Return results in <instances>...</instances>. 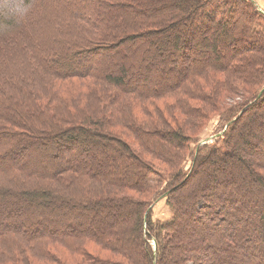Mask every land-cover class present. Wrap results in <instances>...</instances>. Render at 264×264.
I'll list each match as a JSON object with an SVG mask.
<instances>
[{"label": "trees", "instance_id": "trees-1", "mask_svg": "<svg viewBox=\"0 0 264 264\" xmlns=\"http://www.w3.org/2000/svg\"><path fill=\"white\" fill-rule=\"evenodd\" d=\"M29 1L22 0L21 5L25 6ZM89 1L92 2V0H57V2L52 1V5L54 4L56 11L61 13L68 11L69 17L74 18L75 21L88 20L90 12L86 7V2ZM176 1L173 4L174 6L184 11L185 16L194 18V21L190 22L192 23L190 32L208 30V34L203 37L199 46L203 45L202 49L207 47L211 49L208 64H210V61L216 62V64L221 62L220 69L214 67V64H207L210 72L214 71L218 74L236 70L239 76H236L238 78L235 79L246 85L250 84L251 78L257 75L261 68L263 69V65L254 66L248 59H245V61L249 64L241 69L231 66L233 59L230 60V63L223 64L222 59L225 54L221 51V46L226 49L231 46L230 51L226 54L227 57L234 55V52H241L244 58L254 52L257 54L258 51L248 50V48L234 50L232 47L235 43L232 40L233 23L230 22V19L240 13L239 9L242 3L256 16L264 19V12L259 8L256 1ZM21 5L19 4V6ZM48 5H50V2L43 9H38L36 13L50 21V24H53L51 19L54 14H52V10H48ZM112 5L107 4L110 8H112ZM135 13L149 17L153 15L152 11L147 12L145 10H136ZM185 16L180 17L181 19L178 22H171L165 26L149 29L143 34L126 36V41L141 38L143 40L148 39L149 43L153 42V45H150L152 55L149 60L153 64L168 60L171 55H177L179 52L180 58H183L187 53L185 48L190 43L189 37H186L188 23L181 24L189 19L188 17L184 18ZM63 18L62 23L64 25L67 24V26L72 27L75 24L68 23V20L65 17ZM11 19L13 18H8V20ZM8 20L0 15V29L7 30V32L0 33V54L7 47L5 45L14 40L19 31L15 30L13 32L12 24ZM56 30L58 31V29ZM248 39L249 42L253 40L252 37ZM82 53L84 52L81 51ZM4 54L5 51L2 52L1 56ZM54 54V52L48 53V57L45 58L48 62L46 63L47 66L51 68L50 70L55 71L54 69L57 68L60 75L63 72L70 75L76 67L71 64L73 55L62 61L61 57L58 58L59 55ZM188 63H190V59L188 62L180 59L176 64L179 82L174 84L175 90L180 88L183 81L187 79H183L186 73L193 71L198 64L192 60V69L188 68ZM197 69L198 67H196ZM126 72L124 69L117 76L107 75L102 81V83L116 89V92L113 91V96L119 95L118 104L122 98L126 99L125 95L137 94V92L126 90L130 82ZM170 72L165 73L163 77L168 83H171L174 79L172 74L174 71L171 70ZM210 72L208 71V75L212 74H209ZM243 72L245 73L243 75L245 80L242 76ZM148 81L150 83V80ZM3 82H6L4 77L0 78V91L2 90L1 87L6 86ZM32 84L35 85L36 83ZM204 84L212 88L211 94L221 90L223 85V83H214L208 80H205ZM142 87L146 88V85L142 84ZM195 87L200 88L201 84L197 83ZM263 91L264 86L257 92L255 100L241 107L235 116L224 124L222 130L216 136L206 140L203 144L198 143L190 169L186 174L179 177H174L172 169L179 159L185 140H187L184 136L187 125L183 119L190 113L188 102L195 101L194 96H191L193 94L189 96V94L181 92L178 95V92H176L174 98H170L173 102H164L162 106L155 101L156 103L152 106H143L141 114H137L130 106L127 109L128 106H123L122 102L119 106H116L117 104H114L116 99L112 102V97L109 96L105 103L106 110L119 116L120 120L127 121L123 126L124 134L118 135L111 134V132L106 133L103 130L96 132V130L85 128L83 125L88 124L89 127L103 129V127L98 126L99 119L92 117L94 114L89 116L87 114V116L82 117L80 124H72L69 120L70 116L74 115L76 117L78 114L73 113L67 107V97L62 94L61 90L60 94H57V100L54 103H61L62 106L67 108V120L50 107L45 108L43 105L45 102L40 98L37 91V93H34L36 98L30 100L32 106L27 111L30 117L26 113V118L30 121L31 126L41 130L43 134L36 137L28 131L19 132L13 145L0 149V206L7 201L6 194L9 193V190L5 187L4 182L8 176H11L16 182L23 184L22 187H24L22 191L11 192L13 198L10 199H12L13 205L17 206L19 210H23L26 218L28 217L27 212H40L39 221H51L52 225L44 224L45 227L42 231L37 226L29 232L25 230L13 231L11 229L6 233H1L0 251L6 249L8 253L13 254V257H17L23 251H28L31 248L43 249L47 243H60L63 249L87 257L90 264H127L126 262L107 261L92 256L85 247L86 244L92 243L103 250L117 251L120 255L125 254L124 259L133 264L132 256L124 248L126 245L131 246V243L135 242L136 250L140 255H143L146 261L145 264H264V202L258 200L255 195L247 197L245 193L247 190L244 188H241L244 192L238 188H230L234 185L231 179L225 181L229 189L225 187L221 190L214 189L211 191L212 189L208 190L207 187L205 192H199L198 189L195 190L189 185L196 175L197 168L207 162L216 167V177L226 178L225 176L243 168L251 179L258 180L259 173L253 169L251 162L246 159L247 150L245 147L251 146L249 141L253 134L251 132L245 133L244 129L238 146H235L236 137H230L236 124L248 111L264 104ZM95 92L94 90V94ZM147 92L148 90L144 92V95ZM261 92H263L262 95H260ZM153 93L152 95L156 97L162 95L161 93H155L154 90ZM99 97L101 98L97 94L96 98L99 99ZM4 98L3 93L0 92V105L7 104V99ZM19 98H13L14 103L21 102ZM150 99L154 100L155 98L151 97ZM160 99L162 100V98ZM94 100L95 106L98 105L99 102L97 103L95 98ZM104 101L101 100L100 102L104 103ZM75 105L79 109H81L80 106H83L81 100L75 102L74 107ZM150 109H155L157 115L155 116V113ZM42 121L44 122L41 124ZM8 123L14 127L24 128L26 126L24 122L18 124L13 122L12 119ZM104 125L109 126L106 121ZM0 139H3V135H0ZM108 142L119 145V155H123L125 160H129V162L122 160L116 163L117 159L115 160V157L111 158V156L103 160L90 157L95 148L108 146ZM134 146L140 149L134 150ZM261 147L256 150L254 155H264V148L261 150ZM144 156L157 160L166 168H157L153 164L154 160V162L148 161ZM93 159H96V162L92 161ZM161 164L159 165L161 166ZM167 174L170 175V180L166 179L165 185V188L168 189L153 203L149 202L143 207L135 204V207H132L133 203L130 199L114 194V192H119L118 190L133 189L139 183H143L142 189H146L155 178H165L164 175ZM29 181H46V184L37 189L30 186V184L26 185ZM25 186L29 187L25 188ZM99 186L109 188L112 191L110 196H102L97 190ZM57 188L64 190L66 193L68 192L70 196L57 198L54 194ZM164 199L172 209L174 217L166 222H159L154 225L151 222L152 205ZM107 202L110 203L111 207H104ZM114 202L122 206L125 204L132 209L122 212L113 206ZM20 204L21 207L18 206ZM133 208L135 209L133 210ZM109 219L112 220L109 223L114 229L110 226L105 227V224L109 225L107 223ZM120 225L124 227L123 231L126 233V235L124 233L123 238L117 234L119 232L117 229L121 228ZM131 234L134 235V238ZM20 236L22 241H20ZM132 249H135V247L132 246Z\"/></svg>", "mask_w": 264, "mask_h": 264}, {"label": "rangeland", "instance_id": "rangeland-1", "mask_svg": "<svg viewBox=\"0 0 264 264\" xmlns=\"http://www.w3.org/2000/svg\"><path fill=\"white\" fill-rule=\"evenodd\" d=\"M52 1L57 2V0H30V4L28 3L29 5L22 6V0H6L5 2L1 0L0 15L5 20L12 17L13 19L8 21L12 24L13 32L15 30L19 31L14 40L9 41V43L5 45L7 46L3 49L5 54L1 56L3 51H1L0 54V62H2L0 63V78L4 77V80H6V82H3L6 86L1 87L2 90L0 92L1 94L3 93L4 99H7V104L0 105V135H3V139H0V149L13 145L15 137L18 138L19 132L28 131L36 137L43 134L41 130L31 126L30 121L26 118V115H29L27 111L30 106H32L30 100L36 98L34 93H37V91L40 98L45 102L43 103L45 108L50 107V109L67 120V108L62 106L61 103H54L55 100H57V94H60L61 90L63 92L62 94L67 97V107L73 113L78 114L76 117H74V115L70 116L71 118L69 120L72 124H80V122H82V117L87 116V114L88 116L94 114L92 117L94 119L95 117L99 119L98 126L103 127V129L89 127L88 124L83 125L85 128L96 130V132L98 130H103L106 133L111 132V134L118 135L124 134L123 126L127 121L120 120L119 116L106 110L105 103L109 96L112 97V102L116 99L114 103L117 104L116 106H119L122 102L123 106H128L127 109L130 106L137 114H141L143 106H152V104L156 103L155 101H157L158 105L161 104L163 106L164 102H173L170 98H174L176 92H178V95L184 92V94H189V96L193 94L191 96H194L195 101L188 102L190 113L183 119L186 121L187 125L184 132V136H186L187 140H185L182 146L183 148L180 151L181 154L179 155V159L172 169L174 177H179L186 174L190 169L198 143L203 144L206 140H210L216 136V134L222 130L224 124L234 117L241 107L255 100L257 92L264 86V19L256 16L255 13L243 3L240 5V13H237L236 17L230 19V22L233 23L232 40L235 42L232 47L235 51L248 48V50L258 52L257 54L254 52L252 55H248L247 58H244L241 52H234V55L227 57L226 54L230 51L229 48L231 46L227 49L221 46V51L225 54V57L222 59L223 64H227V62L230 63V60L233 59L231 66L233 65V67L241 69L249 64L245 61V59H248L254 66L258 64L263 65V69L261 68L259 73L251 78V83L247 85L235 79L238 78L236 76H239L236 70L218 74L214 71L210 72L208 65L214 64V67L220 69L221 62L216 64V62L210 61V64H208L209 52L211 49L209 47L202 49L203 45L199 46L203 37L208 34V30L190 32L192 26L190 22L194 21V18H190L187 15L185 16L184 11L174 6L173 4L177 2L176 0H92V2H86V7H88L90 12V16H88L89 19L77 21L69 17L68 11H66V13L56 11V6L54 4L52 5ZM255 1L264 12V0ZM48 2H50L48 10H52V14H54V17L51 19L53 24H50V21L36 13L38 9L41 10V8L43 9L44 6H47ZM108 3L109 5L113 4L112 8L107 6ZM19 4L21 6H19ZM136 10L152 11L153 15H151V17L147 15H138L135 13ZM182 16H185L184 18H189L181 24L184 25L188 23L186 37L190 39V43H188L185 48L187 52L186 56L183 58H180L179 52L177 55H171L168 60L153 64L149 61L152 55L150 45L152 46L153 42L149 43L148 39L143 40L141 38L134 41H126V36L143 34V32L149 29L165 26L167 23L171 22H178ZM63 17L68 20V23L75 24L72 27L67 26V24L64 25L62 23ZM56 29H58V31ZM4 31L7 32V30L0 29V33ZM19 33H23L22 36H20ZM251 37L253 40L249 42L248 38ZM10 46L12 47L9 48ZM81 51L84 53L81 54ZM52 52L55 53L54 55H59L58 58L61 57L60 59L62 61L73 55L71 64L76 67L72 70L70 75H66L64 72L60 75L59 69L57 68L54 69L55 71L50 70L51 68L47 66L46 63L48 62L45 58L48 57V53ZM180 59H184V61L187 62L190 59V63H188L187 66L192 69L193 65L191 63L193 60L194 63H198L196 66L198 69L196 70L195 67L193 70L194 72H187L183 78L184 80L185 78L187 79L183 81L180 88L175 90L174 84L179 82V73L176 71V64ZM241 62L243 63L241 64ZM124 69L127 71L126 74L130 81L129 83L127 82L128 86L126 90L137 92V94L125 95L126 99L122 98L121 102L118 104L119 95L113 96V91L116 92V89L102 83V81L107 75L117 76ZM171 70L174 71L172 72L174 79L171 83H168L163 77L165 73ZM208 71L210 72L209 74H212L208 75ZM197 75L198 77H196ZM243 75H245L244 72L242 76ZM244 77L245 76H243V78ZM148 80H150V83ZM205 80L214 83H223L221 90L211 94L212 88L204 84ZM34 82L36 83L35 85L32 84ZM197 83L201 84L200 88L195 87ZM142 84L146 85V88H143ZM167 85H169V87H167ZM171 87L173 88L171 89ZM144 89L148 90L146 95H144L146 91ZM94 90L96 91L95 94ZM153 90L155 93H161L162 95L157 97L152 95L154 94ZM6 92L8 93L5 94ZM97 94H99L101 98L99 97V99H97ZM17 97H20L19 100L21 102L14 103L15 100L13 98ZM151 97L155 99L151 100ZM94 98L97 103L99 102L96 106ZM160 98H162V100ZM257 99L259 100L260 97ZM80 100L83 104V106H80L81 109H79V107L76 108V105L74 107V103ZM101 100H105L104 103H101ZM153 101L154 103H152ZM150 110L155 113V109ZM164 110H166V108ZM156 115L157 113H155V116ZM11 119L18 124L24 122L26 126L24 128L14 127L12 124L8 123ZM254 119L255 121H253ZM105 121L108 122L109 126L104 125ZM43 122L44 121H42L41 124ZM30 129L32 130L31 132ZM244 129L245 133L251 132L253 134V137L249 141L251 146L245 147L247 150L246 159L251 162L253 169L259 173L261 178L259 177L257 181H255L254 178L251 179L243 168L239 169L237 172H233L231 175L225 176L226 178L222 176L216 177V167L213 166L212 163L207 162L197 168L194 179L189 183L191 188H195V190L198 189L199 192H205V188L207 187L208 190L211 188V191L214 189L221 190L225 187L228 188L225 181L231 179L234 185L230 188H238L241 191L243 190L241 188H244L247 190L245 192L247 197L255 195L258 200L264 202V155H254L260 146H262V149L260 148L261 150L264 148V104L252 111H248L239 123L236 124L230 137H236L235 146L240 145L241 134ZM108 143V146L95 148L94 153L90 155V157L103 160L111 156V158L115 157V160L117 159L115 161L116 163L122 160L129 162V160H125L123 155H119V145L111 144L112 142ZM1 144H3V146H1ZM136 147L137 146H134V150L140 149ZM259 150L258 153L260 152ZM144 158L151 162L155 161L153 164L159 169L166 168L165 165H162L151 157L144 156ZM92 161L96 162V159ZM109 163H111V161H109ZM159 164H161L162 167ZM164 176L165 178L161 176V178H155L146 189H142L144 184L139 183L133 187V189L118 190L119 192H114V194L130 199L131 203H133L132 207H135V205H141V207H143L149 202L153 203L166 189H168L165 188V185L166 179L170 180V175L167 174ZM4 183L9 193L6 194L7 201L0 206V234L6 233L11 229H13V231L25 230L29 232L33 227L37 226L38 229L42 231L45 227L44 224L52 225L51 221H39L41 217L40 212H27L28 217L26 218V216H24V211L19 210L17 206L13 205V201L10 199L13 198L11 192L22 191V188H24L22 187L23 184L16 182L11 176H8ZM28 184L39 189L46 184V181H29L26 185ZM27 187L29 186H25V188ZM98 188L97 190L102 196L109 197L112 193L109 188H102V186ZM55 192L54 194L57 198L70 196L68 192L66 193L59 188H57ZM18 206L21 207V204ZM109 206V202L104 204L106 208H109ZM113 206L122 212L132 209L125 204L122 206L117 202H114ZM134 209L135 208H133V210ZM173 217V211L166 203V199L157 201L152 205L151 222L154 225L159 222H166ZM111 221L112 220L109 219L107 223ZM109 226L111 227L110 223L109 225L105 224V227ZM111 228L114 229L113 227ZM123 229L124 227L122 226L117 229L119 230L117 234L122 236L121 238L126 235ZM131 235L132 238H134V235ZM19 238L20 241H22V237L20 236ZM132 246L135 247V249H132ZM85 247L89 254L100 257L102 260L120 261L130 264V262L128 263L123 257L126 256L125 254L120 255L117 251L103 250L101 247L92 243L86 244ZM124 250L132 256L134 261L133 264L146 263L143 255L137 252L135 242H132L131 246L126 245ZM88 261V258L85 256L82 257L63 249L60 243H47L43 249L37 248L36 250L31 248L28 249V251H23V253L17 257H13V254L8 253L6 249L0 251V264H90Z\"/></svg>", "mask_w": 264, "mask_h": 264}, {"label": "water", "instance_id": "water-1", "mask_svg": "<svg viewBox=\"0 0 264 264\" xmlns=\"http://www.w3.org/2000/svg\"><path fill=\"white\" fill-rule=\"evenodd\" d=\"M263 92H264V91H263ZM263 92H261L260 95H262ZM204 143H205V142H204Z\"/></svg>", "mask_w": 264, "mask_h": 264}]
</instances>
